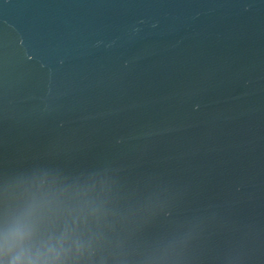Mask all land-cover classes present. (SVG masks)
<instances>
[{
    "label": "water",
    "instance_id": "95a60500",
    "mask_svg": "<svg viewBox=\"0 0 264 264\" xmlns=\"http://www.w3.org/2000/svg\"><path fill=\"white\" fill-rule=\"evenodd\" d=\"M34 175L93 264H264V0H0V219Z\"/></svg>",
    "mask_w": 264,
    "mask_h": 264
},
{
    "label": "clouds",
    "instance_id": "9594fccd",
    "mask_svg": "<svg viewBox=\"0 0 264 264\" xmlns=\"http://www.w3.org/2000/svg\"><path fill=\"white\" fill-rule=\"evenodd\" d=\"M57 185L47 175L21 182L19 206L0 219V264H93L94 236L87 229V208L70 207L75 193L63 188L32 195L33 187ZM58 218L59 226H51Z\"/></svg>",
    "mask_w": 264,
    "mask_h": 264
}]
</instances>
